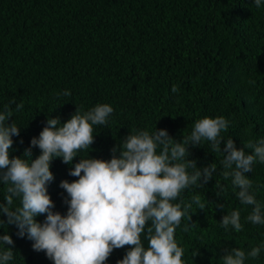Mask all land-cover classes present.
<instances>
[{"label":"trees","instance_id":"trees-1","mask_svg":"<svg viewBox=\"0 0 264 264\" xmlns=\"http://www.w3.org/2000/svg\"><path fill=\"white\" fill-rule=\"evenodd\" d=\"M64 90L71 95H57ZM20 103L24 107L17 112ZM100 103L114 111L107 126H95L89 158L110 160L111 149L135 129L163 128L182 142L204 116L230 122L221 150L228 138L237 148L264 138V0L259 8L250 0H0V111L11 108L14 116L7 123L15 120L20 127L10 157L24 158L49 117L63 123L77 107L87 111ZM31 150L33 160L41 154L38 147ZM83 155L71 164L61 157L51 161L54 179L46 187L53 211L62 215L67 193L59 184L78 179L69 171ZM187 159L200 169L215 163L217 170L206 185L181 194L184 200L198 194L207 204L176 229L185 264H223L225 249L247 252L255 246H261L260 256L245 264H264V225L244 220L252 206L240 204L238 189L223 179L222 154L207 143L190 144ZM245 175L264 212V164ZM217 181L224 185L220 195ZM5 190L0 183V203H6ZM234 210L241 213L239 233L220 223ZM45 218L35 217L40 223ZM0 220L7 217L0 213ZM185 223H190L187 232ZM17 231L15 225H0V235L14 240L9 264H53ZM141 239L147 248L143 234ZM128 250L114 249L106 264H117Z\"/></svg>","mask_w":264,"mask_h":264},{"label":"clouds","instance_id":"clouds-1","mask_svg":"<svg viewBox=\"0 0 264 264\" xmlns=\"http://www.w3.org/2000/svg\"><path fill=\"white\" fill-rule=\"evenodd\" d=\"M250 2L259 8L262 0ZM178 91L175 85L171 88L173 94ZM57 95L67 97L71 93L64 90ZM23 107V103L16 104L15 111ZM113 111L111 105L100 103L87 111L77 107L63 123L58 117H49L39 136L30 141L41 153L34 160L31 147L24 150V158L10 157L13 136L20 135V127L15 120L7 123L14 116L11 108L0 111V183L6 186V203H0V213L7 217L0 225H15L17 237L32 241V249L44 252L53 264H106L114 249L125 246L129 250L117 264H185V250L175 238L176 229L185 217L189 222L191 213L206 209L207 204L198 194L188 200L181 194L206 185L217 170L215 163L200 169L195 160L187 159L190 144L205 143L211 151L222 154L221 175L238 189L235 195L240 204L252 206L244 220L264 225V212L252 191L253 181L245 175L253 172L255 164H264V138L244 143L243 148L228 138L221 150L222 133L228 131L230 122L223 116H204L194 122L182 142L163 128L151 132L135 129L111 149L110 160L87 157L95 126H107ZM81 152L84 155L69 171L78 179L59 184L67 193V213L62 215L53 211L46 187L54 179L50 164L54 157L71 164ZM216 189L220 195L224 185L217 181ZM38 215L46 216L43 223L35 219ZM220 223L225 230H243L237 210L224 215ZM189 227L190 223H185L183 231ZM13 248L12 236L0 235V264L14 259ZM260 253L261 246L247 252L239 247L225 249L223 264H245L246 259H256ZM197 254L198 249L191 253Z\"/></svg>","mask_w":264,"mask_h":264}]
</instances>
